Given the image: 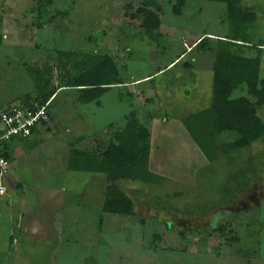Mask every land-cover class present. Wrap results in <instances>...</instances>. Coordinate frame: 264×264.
<instances>
[{
  "label": "rangeland",
  "instance_id": "rangeland-1",
  "mask_svg": "<svg viewBox=\"0 0 264 264\" xmlns=\"http://www.w3.org/2000/svg\"><path fill=\"white\" fill-rule=\"evenodd\" d=\"M142 1L51 0L38 13V0H0V109L35 98V72L49 70L48 90L61 87L51 123L8 146L0 264H264V144L209 162L181 123L210 105L214 52L194 46L201 35H227L224 4L187 0L176 16L172 2L156 0L161 37L152 41L141 32ZM242 1L261 9L250 34L264 43V0ZM78 54L111 56L124 85L98 105L79 103L77 89L62 87ZM125 92L132 97L121 100ZM131 110L150 130V171L164 180L120 182L135 215H108L105 175L69 169V153L107 144ZM257 114L264 121V108Z\"/></svg>",
  "mask_w": 264,
  "mask_h": 264
},
{
  "label": "trees",
  "instance_id": "trees-1",
  "mask_svg": "<svg viewBox=\"0 0 264 264\" xmlns=\"http://www.w3.org/2000/svg\"><path fill=\"white\" fill-rule=\"evenodd\" d=\"M168 1L172 2L171 13L181 15L186 0ZM199 1L224 4L222 19L227 24V36L217 39L214 47L208 37L200 38L194 46L204 53L214 52L211 67V102L206 109L183 118L181 123L205 159L213 162L219 154L228 155L258 141L264 144V121L257 114L258 108H264V79L259 77L262 49L251 42L250 31L256 22V16L252 9L244 7L242 0ZM50 4L51 0H38L37 12L41 13L43 6ZM160 11L161 5L156 0H143L137 9V14L141 16L142 35L152 41H157L161 37L158 13ZM252 51L254 55H248ZM62 55L64 57L68 55L69 58L71 55L74 56V53ZM76 59L79 61L72 66L75 72L67 76L62 87L77 89L79 103L98 105L99 99L113 87L124 85L119 72L121 68L111 56L78 54ZM183 67L192 68L190 63L184 64ZM48 74L47 69L35 72L37 82L35 98L27 94L0 111L11 110L17 103L24 108H30L34 102L43 105L51 98L52 102L56 91L61 87L57 90H48L49 79L44 77ZM243 88L246 95L233 97L235 91ZM124 96L129 99L132 94L129 92L121 94V100ZM47 115L48 121L41 127L45 128L52 121L49 106ZM37 133L38 129H33L29 138ZM229 137H233L232 140H229ZM14 139L16 138L11 141ZM11 141L4 144V156L9 161L8 146ZM150 152V130L139 121L137 112L131 110L125 116L121 129L112 132L107 144L96 145L86 153L73 148L69 153L68 168L105 175L102 212L131 217L135 215L134 203L120 189V182L160 184L164 180L162 176L150 171ZM223 228L224 226L218 227L219 230Z\"/></svg>",
  "mask_w": 264,
  "mask_h": 264
},
{
  "label": "built area",
  "instance_id": "built-area-1",
  "mask_svg": "<svg viewBox=\"0 0 264 264\" xmlns=\"http://www.w3.org/2000/svg\"><path fill=\"white\" fill-rule=\"evenodd\" d=\"M52 98L45 104L33 103L30 108L16 104L11 110L0 111V176L8 172L10 161L4 156V144L13 138H29L32 130L48 121L47 107ZM4 190L0 189V196Z\"/></svg>",
  "mask_w": 264,
  "mask_h": 264
},
{
  "label": "crops",
  "instance_id": "crops-1",
  "mask_svg": "<svg viewBox=\"0 0 264 264\" xmlns=\"http://www.w3.org/2000/svg\"><path fill=\"white\" fill-rule=\"evenodd\" d=\"M186 2H187V0H186ZM245 3V1H243V5H244V7H247V8H250V9H252V4H254V6H255V3L254 2H251V4H249L250 5V7H248L247 5H245L244 4ZM257 7V6H256ZM253 10V9H252ZM254 11V13H255V16H257V14H258V12H260L261 11V9H254L253 10ZM262 18V17H261ZM263 19V18H262ZM256 22H257V17H256ZM259 28H261V27H259ZM253 29V28H252ZM205 35H207V37L209 38V39H212V40H217V39H223L224 37H226L227 35H217V34H215V33H211V34H204V35H201L199 38H202L203 36H205ZM252 37V36H251ZM254 37V36H253ZM257 37V36H256ZM258 46H260V48L262 49V50H264V43H258L257 44ZM261 50V53H260V67H261V63H262V54H263V52L264 51H262ZM177 60V59H176ZM175 60V61H176ZM174 63V62H173ZM172 63V64H173ZM171 65V64H170ZM169 65V66H170ZM150 77V76H149ZM146 78H148V77H144L143 79H139V80H137L136 82L137 83H140L141 81H144V80H146ZM149 160H151V152H150V158H149ZM103 201V200H102ZM109 215V214H108Z\"/></svg>",
  "mask_w": 264,
  "mask_h": 264
}]
</instances>
